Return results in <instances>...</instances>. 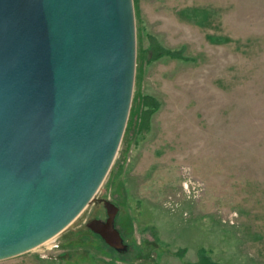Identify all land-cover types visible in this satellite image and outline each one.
Returning a JSON list of instances; mask_svg holds the SVG:
<instances>
[{
    "label": "rangeland",
    "instance_id": "1",
    "mask_svg": "<svg viewBox=\"0 0 264 264\" xmlns=\"http://www.w3.org/2000/svg\"><path fill=\"white\" fill-rule=\"evenodd\" d=\"M136 69L95 198L118 254L85 228L0 264H264V0H133Z\"/></svg>",
    "mask_w": 264,
    "mask_h": 264
},
{
    "label": "water",
    "instance_id": "2",
    "mask_svg": "<svg viewBox=\"0 0 264 264\" xmlns=\"http://www.w3.org/2000/svg\"><path fill=\"white\" fill-rule=\"evenodd\" d=\"M136 69L133 0H0V261L85 228L124 254L118 207L95 195L125 132Z\"/></svg>",
    "mask_w": 264,
    "mask_h": 264
}]
</instances>
